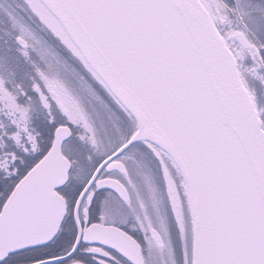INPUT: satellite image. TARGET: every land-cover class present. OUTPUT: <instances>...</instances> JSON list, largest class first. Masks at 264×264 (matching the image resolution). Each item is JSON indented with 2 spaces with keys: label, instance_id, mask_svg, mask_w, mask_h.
I'll return each mask as SVG.
<instances>
[{
  "label": "snow or ice",
  "instance_id": "1",
  "mask_svg": "<svg viewBox=\"0 0 264 264\" xmlns=\"http://www.w3.org/2000/svg\"><path fill=\"white\" fill-rule=\"evenodd\" d=\"M0 264H264V0H0Z\"/></svg>",
  "mask_w": 264,
  "mask_h": 264
}]
</instances>
